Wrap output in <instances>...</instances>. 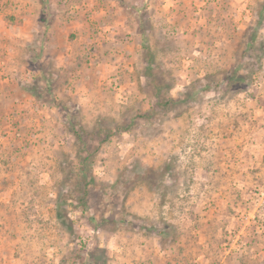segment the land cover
Here are the masks:
<instances>
[{
    "label": "rangeland",
    "instance_id": "374dc122",
    "mask_svg": "<svg viewBox=\"0 0 264 264\" xmlns=\"http://www.w3.org/2000/svg\"><path fill=\"white\" fill-rule=\"evenodd\" d=\"M0 264H264V0H0Z\"/></svg>",
    "mask_w": 264,
    "mask_h": 264
},
{
    "label": "trees",
    "instance_id": "16d2710c",
    "mask_svg": "<svg viewBox=\"0 0 264 264\" xmlns=\"http://www.w3.org/2000/svg\"><path fill=\"white\" fill-rule=\"evenodd\" d=\"M29 90H30L31 92H33V94L35 93V95H38L37 92H35L33 88H29ZM87 193H88V190H87ZM60 206H61V204L59 203V204H58V207H59L58 216H59V217H63L64 215L62 214V212H61V210H60ZM66 218H67V216H66Z\"/></svg>",
    "mask_w": 264,
    "mask_h": 264
}]
</instances>
